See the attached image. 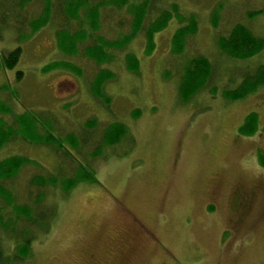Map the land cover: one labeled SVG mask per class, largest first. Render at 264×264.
I'll use <instances>...</instances> for the list:
<instances>
[{
  "label": "rangeland",
  "instance_id": "rangeland-1",
  "mask_svg": "<svg viewBox=\"0 0 264 264\" xmlns=\"http://www.w3.org/2000/svg\"><path fill=\"white\" fill-rule=\"evenodd\" d=\"M98 1L109 0H90ZM144 2L140 32L124 48L108 49L110 61L98 65L84 55L85 47L100 38L113 42L130 34ZM172 4L187 20L172 18L155 34L154 49L146 55L145 30ZM63 7L64 0H52V20L31 33L29 22L40 15L42 1L21 7L17 0H0V59L21 49L15 68L0 67V102L12 112L0 113V120L17 130V115L32 118L43 112L52 126L41 119V129L77 138L75 149L66 147L67 155L20 139L0 150V161L25 157L42 167L25 166L2 182L7 195H0V264H117L126 243L128 264H264V168L257 159L264 155V87L236 102L221 95L264 65V50L232 60L217 43L236 25L264 40V0H135L123 9L103 7L96 31H90L83 15L79 22L65 21ZM191 18L196 31L175 55L172 38ZM62 26L87 30L77 53L59 51ZM129 54L139 61L137 73L126 69ZM196 56L212 65L210 81L183 103L181 76ZM57 61L72 64L77 74L42 72ZM103 70L114 77L103 84L99 98L92 87ZM250 113L258 115L260 128L248 138L238 129ZM91 120L94 126L87 125ZM111 124L124 125L127 134L93 157ZM78 164L91 168L96 181L77 183L65 194L62 183L75 177ZM36 176L58 181L38 186ZM257 184L263 191L244 211L233 189ZM40 198L43 202L36 204ZM40 212L46 218L34 226ZM25 246L27 254L21 256Z\"/></svg>",
  "mask_w": 264,
  "mask_h": 264
},
{
  "label": "trees",
  "instance_id": "trees-1",
  "mask_svg": "<svg viewBox=\"0 0 264 264\" xmlns=\"http://www.w3.org/2000/svg\"><path fill=\"white\" fill-rule=\"evenodd\" d=\"M18 4L23 7L25 4H29L32 0H17ZM42 1V10L40 15L31 20L29 23V28L31 33L44 27L50 20H52V0H41ZM135 0H109V1H98L96 3H91L90 0H64V7L61 11L62 18L66 20L70 19L72 22H79L81 20V15L84 16L86 24H89L90 31H96L98 29V24L100 21V10L106 6H114L118 9H123L126 6H129ZM147 3L144 2L138 7V11L135 13L133 26L131 27L130 34L121 38L118 41H107L103 38L97 40L94 45L87 46L83 50L84 55L96 62L98 65H101L105 62H108L112 59L110 52H107L108 49L113 48H124L141 30V26L144 20V13L146 10ZM127 8V7H126ZM163 11V12H162ZM161 14L158 15L157 19L152 22L147 29L145 30L146 37V47L145 54L149 55L154 49V36L156 33L163 30L169 21L172 18H177L182 21L187 20L179 14V9L177 5L172 4L169 10H162ZM259 12L254 14H249V17L259 15ZM183 18V19H182ZM216 20V15L214 16ZM85 24V25H86ZM196 31V23L193 18L189 20V23L181 28H179L173 38L172 46L173 52L175 55H180L185 46L186 37L193 35ZM88 37L87 30L82 27L77 30L66 28L62 26L58 29L57 40L59 51L63 54H75L77 53V47L79 43L84 42ZM219 50L232 60H247L253 56L258 55L264 50V40L259 37L254 36L250 30L244 25H236L225 37H220L217 41ZM21 55L20 47H17L11 51H8L1 56L0 67H3L7 70L15 68ZM187 65V66H186ZM183 74L181 76V81L179 84V96L183 103L188 102L193 96L199 93L210 81L212 73V65L207 58L203 56H196L187 61ZM126 69L131 73H137L139 69L138 59L129 54L125 58ZM54 69H64L76 73L75 67L64 61L51 62L42 68V72L46 73ZM100 71L93 81L92 93L99 98H103L102 86L103 84L112 79L114 75L108 71ZM77 74V73H76ZM22 77V73L18 72L17 80ZM264 87V65L259 66L253 73L247 74L243 77V80L232 91H225L221 95L225 100L236 102L247 98L249 95L256 92L259 88ZM0 113L10 114L11 109L0 102ZM139 112H135L133 117H137ZM28 116V115H27ZM25 114L16 116V123L19 126L17 130L13 129L11 126H6V124L0 120V150L8 142L13 139H20L25 143L36 146H46L51 148L54 154H69L67 146H70L71 149L77 147V138L75 135L70 134L66 137L57 136L54 131L49 128L41 129V119L48 124L51 122L46 121L43 112H36L32 114V118L27 117ZM48 118V115L46 114ZM95 125L94 120H91L87 123ZM259 120L256 113H250L245 118L244 123L239 127L238 132L243 137H253L259 131ZM264 132V126L262 128ZM127 134V128L122 124H111L108 125L103 131L102 141L96 151L92 154L93 157L102 154L105 147H111L125 137ZM258 163L261 168H264V155L259 153ZM72 158V156H71ZM73 159V158H72ZM74 160V159H73ZM35 166L38 169H41L39 163L34 160H30L25 157H9L0 161V195H7L5 188L2 185V182L12 180L17 176L22 168L25 166ZM58 179L51 176L44 179L42 176H36L33 178V183L38 186H43L45 184L56 185ZM94 171L84 165L78 164V169L75 177L65 179L61 186V191L65 194H68L72 188L80 182H95ZM43 202V198L36 201V204ZM13 204V199L8 197V204ZM17 208V207H16ZM212 207H210L211 209ZM25 211H28L27 208H24ZM28 215V212L26 213ZM42 218H46L43 212H40L36 219L31 217L29 224L35 219V225H39V222L42 221ZM24 244L27 245V242ZM23 245V243L21 244ZM20 245V247H21ZM19 247V248H20ZM28 246L22 247L19 249V253L22 256L27 254ZM1 257V256H0ZM2 258V257H1Z\"/></svg>",
  "mask_w": 264,
  "mask_h": 264
},
{
  "label": "flooded vegetation",
  "instance_id": "flooded-vegetation-1",
  "mask_svg": "<svg viewBox=\"0 0 264 264\" xmlns=\"http://www.w3.org/2000/svg\"><path fill=\"white\" fill-rule=\"evenodd\" d=\"M263 191V187L260 184L254 185L252 188L250 189H245L242 186L238 185L235 187V189H233V198L238 197L240 198V203L242 205V208L244 211L245 207L248 205H250V203L253 201V199L256 198V195L261 193ZM217 203V200H216ZM209 207H213V204L209 203ZM130 247L127 243L125 245L122 246V252L123 254L120 257V260L117 261V264H128L129 263V258L125 255L124 251ZM0 261H1V257H0Z\"/></svg>",
  "mask_w": 264,
  "mask_h": 264
}]
</instances>
